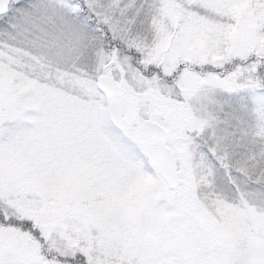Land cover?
<instances>
[{"label": "snow or ice", "instance_id": "6c2138e0", "mask_svg": "<svg viewBox=\"0 0 264 264\" xmlns=\"http://www.w3.org/2000/svg\"><path fill=\"white\" fill-rule=\"evenodd\" d=\"M0 264H264V0H0Z\"/></svg>", "mask_w": 264, "mask_h": 264}]
</instances>
